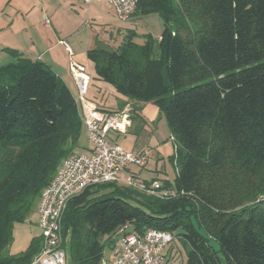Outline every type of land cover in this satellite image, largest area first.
<instances>
[{"label": "trees", "instance_id": "trees-1", "mask_svg": "<svg viewBox=\"0 0 264 264\" xmlns=\"http://www.w3.org/2000/svg\"><path fill=\"white\" fill-rule=\"evenodd\" d=\"M135 2L132 16L163 21L159 39L144 35L137 45L128 32L117 46L97 42L86 57L94 79L164 116L176 166L164 185L175 196L87 188L63 215L69 264H100L125 225L171 233L185 264H264V0ZM9 52L17 62L0 67V264H28L40 234L22 253H1L75 153L84 124L49 67Z\"/></svg>", "mask_w": 264, "mask_h": 264}, {"label": "built area", "instance_id": "built-area-1", "mask_svg": "<svg viewBox=\"0 0 264 264\" xmlns=\"http://www.w3.org/2000/svg\"><path fill=\"white\" fill-rule=\"evenodd\" d=\"M84 4L106 3L121 22H127L136 7L135 0H83ZM48 24V20L45 21ZM67 50L70 49L66 46ZM70 73L77 89L76 103L86 100L91 75L71 61ZM82 122L90 145L88 153H72L59 165L55 176L41 192L37 204V227L40 247L28 264H69L62 232V220L68 202L89 187L115 184L147 196L168 200L175 196L172 188L159 181H141L131 168L144 169L150 152H129L113 143L110 132L127 134L132 127L133 107L106 112L95 106L84 107ZM173 141V140H172ZM174 237L169 232L148 229L135 233L128 225L121 227L112 247L104 252L100 264H165Z\"/></svg>", "mask_w": 264, "mask_h": 264}, {"label": "crops", "instance_id": "crops-1", "mask_svg": "<svg viewBox=\"0 0 264 264\" xmlns=\"http://www.w3.org/2000/svg\"><path fill=\"white\" fill-rule=\"evenodd\" d=\"M85 5L83 0H0V67L17 62V59L9 51H15L24 58L40 61L59 77L76 100L77 89L70 73L71 61L80 62L76 58L95 48L97 42L105 44L102 33H97L96 30L90 27L87 28L84 34L83 43H79L80 48L77 46L76 37L80 34L82 28L85 29L83 27L85 24L81 22ZM136 18L131 17L127 22H133ZM46 20H48V24L45 23ZM159 37L160 35L156 36V39H159ZM66 46L71 53H69ZM78 64L86 68L85 65ZM105 89L104 82L91 76L86 100L77 104L81 117L86 112L84 107L95 106L102 111L116 112L102 104ZM92 90L97 92V96L93 98L91 97L93 96ZM126 104H131L134 107L139 105L126 99L121 103V108ZM133 127L134 122L132 121L131 129ZM112 142L115 143L113 140ZM78 149L79 153L90 151L87 134L86 144L79 145L78 143ZM144 150L131 152L139 153ZM146 168L143 170L131 168L130 172L138 179L143 178V181H159L163 184L167 182L160 181L157 177H145L143 175L145 172L148 174L152 172Z\"/></svg>", "mask_w": 264, "mask_h": 264}, {"label": "rangeland", "instance_id": "rangeland-1", "mask_svg": "<svg viewBox=\"0 0 264 264\" xmlns=\"http://www.w3.org/2000/svg\"><path fill=\"white\" fill-rule=\"evenodd\" d=\"M82 24L85 25L80 30V34L76 37V43H83L84 34L87 28L94 29L97 33H102L105 44L117 46L124 39L128 32L133 33L131 41L134 44L142 45L144 35H151L156 39L163 30V21L158 14L152 13L147 16L137 17L133 22H121L113 14L110 6L106 3H92L85 5L84 13L82 14ZM135 17V16H132ZM86 22V23H85ZM80 48V47H79ZM78 63L86 66L88 73L93 77L94 71L90 63L86 59V53L79 55L76 58ZM93 71V72H92ZM104 100L102 104L106 108L113 111H120L121 103L126 101V98L115 93L113 87L104 83ZM96 91L92 90V98L96 95ZM100 99V98H99ZM121 100V102H120ZM99 102H101L99 100ZM134 108V127L127 134H116L110 132L108 138L114 141L118 146L126 151H138L141 149L149 150L151 158L148 162L147 170L150 169L151 174L145 172V177L158 178L160 181L173 183L176 166L174 162V143L172 141L169 129L167 127L164 116L159 112V109L152 102L138 103ZM79 145L86 144L85 127L82 128ZM75 153H79L76 148ZM140 170V169H138ZM143 170V169H141ZM143 181V178H139ZM37 204L35 203L29 217L23 224L16 225L12 233V242L1 253V256H13L24 252L30 244L32 238L39 235L37 227ZM170 254L166 259L165 264H185L186 251L179 241H174L170 247Z\"/></svg>", "mask_w": 264, "mask_h": 264}]
</instances>
